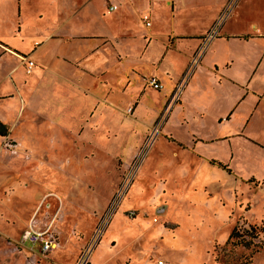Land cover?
<instances>
[{
  "label": "rangeland",
  "instance_id": "obj_1",
  "mask_svg": "<svg viewBox=\"0 0 264 264\" xmlns=\"http://www.w3.org/2000/svg\"><path fill=\"white\" fill-rule=\"evenodd\" d=\"M82 1L56 0V3L64 2L72 9ZM152 1L164 8L167 19L170 18L155 35L162 49L165 46L168 49L172 47L166 41V32H170V28L179 33L195 26L188 27L185 16L171 18L174 5L178 4L176 0H142L145 11L138 16L131 15L136 27L140 28L136 22L143 13L148 14L151 23L146 30L156 27L155 19L148 11ZM110 2L115 3L107 0L106 4ZM221 2L217 10L197 4L186 12L196 24L209 22L203 36L211 27H214L215 35L221 23L225 31L264 36V0ZM103 3L104 0L88 1L85 10L94 14L96 7L100 9ZM12 5L11 0H0V13L3 14L0 35L4 38L13 34L11 28H19V9H13ZM20 6L23 17L35 21L39 13L42 24L51 26L55 0H20ZM90 27L106 33L114 28L94 21ZM141 42L142 39H135L131 45L133 50H137ZM0 43L8 47L4 42ZM250 45L251 51H259L254 42ZM175 51L181 54V51ZM141 59L143 64L149 63L148 58ZM15 63L17 59L13 56L2 55L0 69ZM162 67L158 70L167 69ZM148 75L139 78L140 89L150 88L143 80ZM173 76L170 73L171 79L167 81L172 82ZM167 77L163 75V87L155 93H141L140 98L148 108L155 109L159 100L166 98ZM257 79H253L252 85ZM179 81L182 82V77L174 85ZM119 93V90L115 92L111 99L122 108L126 94L120 96ZM10 95V92L0 94V100ZM173 102L170 96L156 107L155 117H151L146 108L139 110L134 119L131 98L123 109L114 108L117 116H109L101 123L99 134V124L92 123L93 131L80 136L81 126L73 137L63 139L62 151H55L53 133L31 139L26 134L20 136L13 121H7L6 134L0 135V264H73L106 212L87 264H153L158 258L167 264H264L263 146L251 140L260 149L253 146L254 150L249 140H246L248 144L244 143L243 135L236 136L235 142L241 149L235 147L238 154L233 153L228 161L227 138L202 143L199 148L205 153L230 165L222 167L211 162L210 157L205 158L200 169L196 168L198 164L192 162L189 153L180 150L184 146L177 140L190 144L188 129L192 126L205 136L222 134L224 128L218 129L209 116H204L200 124L195 122L188 127L173 113L163 125ZM261 110L259 116L264 114V108ZM242 123L232 125L240 130ZM261 125L258 119L246 124L243 131L250 130L258 135ZM181 158L187 165H181ZM126 174L130 178L126 189L119 200L112 203ZM55 196L60 198L56 215L58 201ZM30 218L41 226L52 219L59 241L56 250L42 255L29 248L25 230ZM248 224L259 228L254 241L261 244L260 247L226 242L234 225ZM110 229L113 230L107 235Z\"/></svg>",
  "mask_w": 264,
  "mask_h": 264
},
{
  "label": "crops",
  "instance_id": "obj_2",
  "mask_svg": "<svg viewBox=\"0 0 264 264\" xmlns=\"http://www.w3.org/2000/svg\"><path fill=\"white\" fill-rule=\"evenodd\" d=\"M88 1L91 0H83L70 9L64 2L59 5L55 0V17L51 20V26L46 27L39 13L35 21L23 17L20 0H11L13 9H19L20 23L19 28H11L13 34L9 38L0 35V41L8 46L1 44L0 58L2 55L13 56L17 63L0 69V94L11 93L8 98L0 100V122L5 125L7 121H13L14 128H19L20 136L26 134L31 139L53 133L55 151H62L65 143L63 139L73 137L81 126L83 130L80 136L93 131L92 123L99 124V134L100 124L109 116H117L114 108L119 105L111 98L118 90L120 96L126 94L120 109L132 98L134 119L139 110L146 108L150 116L155 117L156 107L172 95L175 82L182 77L181 89L175 102L170 105L163 125L173 113L188 127L191 123L200 124L204 116H209L218 129L224 128L222 134L205 136L192 126L188 129L190 144L172 136L184 146L180 150L189 153L192 162L198 164L196 168L200 169L205 158L210 157L211 162L227 164V161L223 162L199 148L202 143L209 144L227 138L230 152L228 161L237 152L235 147L241 149L235 142V137L239 135L245 137V144H248L246 140H253L264 150V114L259 116L264 108V36H244L225 31L221 23L216 34L203 45L197 61L192 62L195 50L204 39L203 33L210 24H196L186 12L197 4L217 10L222 0H176L178 4L174 5L171 18L185 16L187 26L195 27L179 33H174L173 28H170V32H166V41L172 47L168 49L167 46L162 49L155 35L170 18L167 19L164 8L158 7L155 1L147 10L155 19L156 27L148 30L141 17L136 22L140 28L131 20L132 14L138 16L141 11H145L142 0H109L116 4L113 10L106 9L107 0H104L103 6L100 9L96 7L94 14L85 10ZM1 16L3 14L0 13V24L3 23ZM93 21L114 28L110 33L99 31L90 27ZM137 38L142 39V42L138 44L137 50H133L131 45ZM261 40L262 44L258 45ZM253 42L259 51H251L250 43ZM14 50L26 53L33 60L30 72L24 71L21 54ZM175 50L181 51V54H176L178 51ZM141 57L148 58L149 63L143 64ZM158 67H162V71ZM170 73L175 76L172 82L167 81L171 79ZM147 74L155 75L162 82V87L163 75L168 76L165 80L169 82L164 94L166 98L160 99L155 109L148 108L143 98H140L144 91H158L152 87L140 89L142 84L139 78ZM255 77H258L257 83L252 85ZM258 119L263 124L258 135L252 134L250 130L243 131L246 124L255 123ZM241 122L243 128L240 130L232 125ZM56 127L63 130H57ZM249 145L260 150L252 142ZM181 159V165H187ZM112 230H108L107 235ZM54 232L56 235V230ZM28 246L37 252L35 247ZM158 259L162 260V264H167L164 259Z\"/></svg>",
  "mask_w": 264,
  "mask_h": 264
},
{
  "label": "built area",
  "instance_id": "obj_3",
  "mask_svg": "<svg viewBox=\"0 0 264 264\" xmlns=\"http://www.w3.org/2000/svg\"><path fill=\"white\" fill-rule=\"evenodd\" d=\"M116 8L115 3H109L107 5V10H113ZM141 20L145 26L150 25V20L149 16L147 13L141 14ZM213 33H215L214 27H211L208 32H206V35L204 36L203 41L201 42V45H199V48L196 49L194 56L192 58V62L197 61L198 54L201 53V50L203 48V45L206 43L208 39L213 37ZM0 43V47H1ZM21 59L23 60V68L26 73L30 72L32 65H33V60L26 54V55H20ZM144 83H146L148 86L159 90L162 87V83L157 79V77L153 74H150L146 77H144ZM182 82L179 81L173 90V93L171 95V99L175 101L177 99L178 93L181 89ZM130 178H128V174L124 177L122 183L118 187L115 195L113 196L112 203H116V201L119 200L121 195L124 193L126 186L129 182ZM55 198L58 201V206L55 211V215L57 214L58 210L60 209V200L58 196H55ZM110 209V208H109ZM107 214V212H106ZM106 214L103 216L101 219V222L97 228L93 231L92 235L86 242L85 246L83 249L79 252L78 256L76 257L75 261L73 264H87L88 261V256L90 254V251L92 250L93 246L95 245L97 239L99 238V233H100V225L106 216ZM156 219V218H154ZM25 241L32 247H35L37 249V252L39 254H45L49 251L54 250L59 246V241L55 235L54 229L52 227V219L49 221H45L43 225L37 224L32 218H30L26 224V230H25ZM156 264H162V260L158 259L156 261Z\"/></svg>",
  "mask_w": 264,
  "mask_h": 264
},
{
  "label": "trees",
  "instance_id": "obj_4",
  "mask_svg": "<svg viewBox=\"0 0 264 264\" xmlns=\"http://www.w3.org/2000/svg\"><path fill=\"white\" fill-rule=\"evenodd\" d=\"M0 134H6L5 125L0 122ZM218 165L225 167V164L217 162ZM259 228L253 224H248L247 226H233L227 236L226 242L231 244H242L243 246L256 245L260 247L261 244L254 241V238L257 237Z\"/></svg>",
  "mask_w": 264,
  "mask_h": 264
},
{
  "label": "water",
  "instance_id": "obj_5",
  "mask_svg": "<svg viewBox=\"0 0 264 264\" xmlns=\"http://www.w3.org/2000/svg\"><path fill=\"white\" fill-rule=\"evenodd\" d=\"M162 211H163V209L160 210V212H162Z\"/></svg>",
  "mask_w": 264,
  "mask_h": 264
},
{
  "label": "bare ground",
  "instance_id": "obj_6",
  "mask_svg": "<svg viewBox=\"0 0 264 264\" xmlns=\"http://www.w3.org/2000/svg\"><path fill=\"white\" fill-rule=\"evenodd\" d=\"M7 49V48H6Z\"/></svg>",
  "mask_w": 264,
  "mask_h": 264
}]
</instances>
